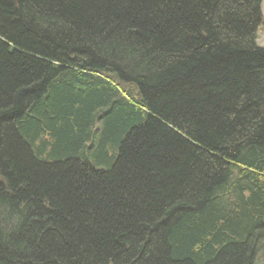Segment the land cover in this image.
I'll return each instance as SVG.
<instances>
[{"label": "trees", "instance_id": "16d2710c", "mask_svg": "<svg viewBox=\"0 0 264 264\" xmlns=\"http://www.w3.org/2000/svg\"><path fill=\"white\" fill-rule=\"evenodd\" d=\"M263 0H0V264H263Z\"/></svg>", "mask_w": 264, "mask_h": 264}, {"label": "rangeland", "instance_id": "374dc122", "mask_svg": "<svg viewBox=\"0 0 264 264\" xmlns=\"http://www.w3.org/2000/svg\"><path fill=\"white\" fill-rule=\"evenodd\" d=\"M262 13H263V16H264V0H263V4H262ZM258 45L260 47H264V22H263V24L260 27V30L258 32ZM259 261H260V263H263L264 264V258H263V256H261L259 258Z\"/></svg>", "mask_w": 264, "mask_h": 264}]
</instances>
